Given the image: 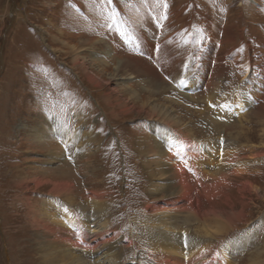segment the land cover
<instances>
[{"label": "rangeland", "instance_id": "rangeland-1", "mask_svg": "<svg viewBox=\"0 0 264 264\" xmlns=\"http://www.w3.org/2000/svg\"><path fill=\"white\" fill-rule=\"evenodd\" d=\"M225 28L230 30L224 31L222 39ZM127 32L136 44L128 43ZM233 33V43H225ZM143 34L148 45L162 42L171 57L182 61L179 68L172 72L162 66L166 52L165 58L149 57V46L142 48ZM104 42L147 60L169 84L168 90L149 94L140 86L143 76L112 75L114 62L124 54L116 50L114 58L105 56L110 61L103 64L97 56L104 55ZM212 45L209 64L202 65ZM235 46H240L239 64L226 56L222 62L227 71L215 80L219 84L208 81L209 69L221 64L225 51ZM77 54L95 84L74 66ZM240 65L246 68L240 71ZM218 70L223 73L221 66ZM179 81L184 84L178 85ZM262 81L264 0H0V264H49L44 261L33 212L38 210V225L56 207L79 209L91 204V193L102 191L108 193L113 226L122 239L133 241L131 247L122 246V264H156L147 252L146 228L139 222L150 217L145 199L152 177L136 144L140 137L154 138L159 126L190 134L196 141L233 140L229 151L244 147L239 150L238 158L244 161L237 162L238 172L218 181L217 195L202 203L205 209L234 210L238 215L225 234L212 237L221 250L226 239L236 240L256 230L251 242L245 241V248L229 258V264H247L264 249ZM210 83L212 90L207 87ZM127 86L138 91L142 100L149 95L143 111L138 112L143 103L131 97ZM119 97L120 102H129V113L118 111ZM260 97L263 101H256ZM155 103L168 105L180 124L151 118ZM112 109H118L117 116ZM217 147L214 171L226 151L223 144ZM60 182H72V192L54 193ZM159 196L156 192L151 199ZM185 207L177 209L183 216L190 211ZM197 225L193 224L194 231Z\"/></svg>", "mask_w": 264, "mask_h": 264}, {"label": "bare ground", "instance_id": "bare-ground-1", "mask_svg": "<svg viewBox=\"0 0 264 264\" xmlns=\"http://www.w3.org/2000/svg\"><path fill=\"white\" fill-rule=\"evenodd\" d=\"M207 21L208 24L205 25L207 26L206 29L210 28L209 16L207 17ZM231 28L232 27H230V29ZM230 29L225 28L222 30V39L224 37V31ZM255 32L258 33V31ZM126 34L128 43L131 45L136 44L134 37L129 35L128 32ZM234 34L235 33L230 34L225 38V43H233ZM143 35L142 48L149 46V57L158 60L166 56L167 59L162 64L165 69H170V71L173 72L175 71L174 69L177 70L179 68L182 61H178L176 57H171L170 53L166 52V49L163 48L162 42L148 45L149 42L147 41L148 39H146L147 35ZM92 43H94L93 40L90 44ZM87 46V49L90 50L89 45ZM247 46L251 51L249 41H247ZM237 47L240 46H235L233 49L225 51L220 58L221 64L218 66L215 65L213 69H209L211 75H209V72L208 81L212 80L211 82H213V84H219L215 80L223 77L227 71L226 63L222 62L225 61L226 56L231 55L235 63L237 65L239 64L240 60L238 55L240 50ZM212 49L213 45L206 51L204 50L205 53L202 58V65L205 63L209 64L208 58L211 55ZM116 50L124 54V56L118 58L116 62H114L115 65L112 75L126 76V79L138 78V76H143L144 78V76H147L146 79H139L141 82L143 81L140 86L142 85L146 88L149 94L153 91L160 92L161 90H168L169 84L162 79L155 67L147 60L134 56L132 53L126 54L122 47L118 48L109 42H104L101 52V54L104 55L97 57L99 61L106 64L107 61L110 60H106L107 58L105 56L112 54L114 58L117 52ZM163 52L168 54L162 56ZM206 55L208 56L207 58ZM79 56L80 55L77 54L73 59L74 66L80 67L87 75L89 74L88 79L95 84L92 74L90 72L87 73L86 68L88 66L86 67L85 62H80L82 58ZM112 60L114 61V59ZM219 66H221L223 73L220 70L216 72ZM245 68V65H240L239 70L241 71ZM256 77L257 79L259 78L258 75H256ZM181 84L183 85L184 83L179 81L178 85L181 86ZM190 84L186 85L189 87ZM261 84H264V81H262ZM207 87L212 90L211 83L207 85ZM126 90L132 92V98L138 97V99H140L139 92L135 89H130L127 86ZM261 97L256 101H263ZM148 98L149 95L147 96V99ZM120 99V97L116 99L119 101L116 105L122 104V107L120 106L119 110L112 109L113 116H117L115 110H118L120 114H127L130 112L126 104L128 101L123 103L120 102ZM147 99L139 100L143 103V106L138 112L143 111L145 106L148 105ZM106 102L111 108L113 107L108 96L106 97ZM216 112L218 111L216 110ZM149 116L151 118L158 117L159 120L168 125H177L181 121L178 117L172 115L169 106L164 103H155V105H152L150 107ZM158 128L159 130L154 138L151 136L140 137L136 144V149L146 159L144 160V165L152 177L151 185H149L150 188L148 187V196L145 199L146 211L150 217L139 221L146 228L147 245H149L147 249L148 255L154 259L156 264H229L230 256H233L234 253L236 254L241 248H245V241L246 244H249L251 239L256 235V230L253 233L247 232L244 237L236 240L228 241L226 239L225 241H227V243H223L226 245L221 250L219 246L217 247V244L215 245L213 243L212 237L216 238L225 234V228L232 226L231 220L238 215L234 210H227L226 212V210L222 211L215 208L205 209L202 202L209 196L214 199L217 195L218 187L215 189V186H218V181H226L227 175L231 176V173L236 174L238 172V168H236L237 162L241 163L244 161V159H240L241 157L238 158L240 154L239 150L244 149V147H241L239 150H235V148L234 151H229V147L235 145L234 141L232 140L231 142L230 139L224 138L225 140L222 141L219 138H215L196 141L190 134H185L186 136H183L180 135L182 133L165 131V127L159 126ZM40 136L41 139H44L43 135ZM91 136L90 134V137ZM221 144H223L226 149L223 153V157L225 156V158L222 159L226 162L224 164V162L220 160L219 163L221 164L217 172L216 169L214 171V160L218 159L216 147L221 146ZM207 148H211L212 150ZM230 168L233 170L232 172ZM223 170H225V172ZM221 171L225 173V176L220 173ZM72 186V182H60L55 186L53 192L60 194L57 192L67 191V193H69L72 192L69 191ZM246 187L250 190L255 189L254 192L258 194V189L254 188L251 184H247ZM156 192H159L160 196L157 200L151 199V196ZM107 194L108 193L105 191L101 193H91V204L85 205L79 209H74L73 207L69 208L63 205L58 206L56 207L55 213L51 214V212L46 214V218L41 217L38 225V210L37 212L31 210L33 214L35 213L32 221L35 226H38L37 238L42 241L41 248L45 263L47 261L50 262L49 264H122V246L126 244L131 247L133 241L122 239L120 230L117 231V228L113 226L109 216V206L106 199ZM223 194L227 195V191H223ZM181 206H186L185 209L190 208L187 215L183 216L181 214L182 212L177 211ZM64 213H67L66 216L63 215ZM196 222H198V225L194 231L193 224ZM40 229H42V231H40ZM198 232L202 237L197 234ZM52 236H54V238H52ZM120 241L122 245H119ZM247 264H264V249L260 250L255 257L252 256Z\"/></svg>", "mask_w": 264, "mask_h": 264}, {"label": "crops", "instance_id": "crops-1", "mask_svg": "<svg viewBox=\"0 0 264 264\" xmlns=\"http://www.w3.org/2000/svg\"><path fill=\"white\" fill-rule=\"evenodd\" d=\"M222 47V46H221Z\"/></svg>", "mask_w": 264, "mask_h": 264}]
</instances>
